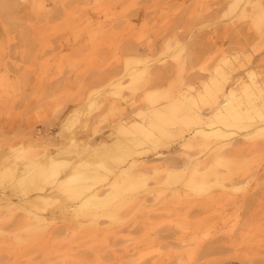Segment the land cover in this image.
Returning a JSON list of instances; mask_svg holds the SVG:
<instances>
[{
	"label": "rangeland",
	"instance_id": "374dc122",
	"mask_svg": "<svg viewBox=\"0 0 264 264\" xmlns=\"http://www.w3.org/2000/svg\"><path fill=\"white\" fill-rule=\"evenodd\" d=\"M236 79L264 102V0H0V264H264V109L184 138Z\"/></svg>",
	"mask_w": 264,
	"mask_h": 264
},
{
	"label": "bare ground",
	"instance_id": "6f19581e",
	"mask_svg": "<svg viewBox=\"0 0 264 264\" xmlns=\"http://www.w3.org/2000/svg\"><path fill=\"white\" fill-rule=\"evenodd\" d=\"M222 76V75H221ZM223 77V76H222ZM239 79H236L234 83L231 84L226 89L223 88H217L212 94V101L209 103V111L202 113V118H200L202 123H205L206 125L209 126L208 129H205L203 127H198L193 129L192 134L184 135V138L188 137V139H193L196 137H205L209 138L212 136H224L227 132L219 125H239L243 120H252L256 117L262 119V109H264V102L258 105L255 100L249 98V95L246 96V100L242 101L240 99V96L237 95V92L242 90L244 92V88L237 86V81ZM148 85V84H147ZM239 85V84H238ZM210 87L208 85L205 86L204 90L208 92ZM160 95L159 92L157 91H152L148 93L147 97L148 99H156ZM192 96H190L191 98ZM188 100V99H187ZM194 101L193 99H191ZM190 101V100H188ZM191 101V102H192ZM195 102H192L191 104L194 105ZM196 104V103H195ZM190 106V105H189ZM136 122V121H135ZM134 123V122H133ZM137 124V122L135 123ZM250 125V124H248ZM244 127V126H243ZM135 128V127H134ZM138 128H143L141 126H138ZM249 129V128H248ZM247 130V128H246ZM196 136V137H195ZM201 136V137H200ZM130 141V140H129ZM230 146V145H229ZM227 145H222L218 144L215 146V151H223L225 148H230ZM190 162V163H189ZM191 162L193 161H188L184 162V165H191ZM183 167V166H182ZM20 169V168H18ZM71 169V167H70ZM105 170L107 169L104 167V165L99 162V163H90L87 161L81 162L78 166L77 169H75L74 172H72L66 176L69 182H73L77 185L74 186H67L64 184V179L62 181L58 182V185H56L58 191L62 193H68L70 197H76L83 195L86 190L92 189L94 187L88 186L85 184V181H89V179H96L97 177L101 176L102 174L98 172V170ZM194 169V168H193ZM192 169V170H193ZM32 173V172H31ZM27 171L25 174L26 178L32 179V174ZM189 173V172H188ZM171 174V173H170ZM179 174V173H178ZM182 174V171L181 173ZM172 176V175H171ZM207 174L205 171H202L201 174L198 175L197 179L194 175L193 172H190L188 175V180H187V186L188 189L197 195H204L209 191V184L206 182ZM48 177H46L44 181L47 180ZM119 178V176H118ZM116 178L113 180L115 183L116 181H119V179ZM170 177L166 178L169 179ZM66 181V180H65ZM86 181V182H87ZM112 182V186L115 188V184ZM90 185V184H89ZM110 189L106 191L103 195V198L99 200V198H87L84 199L83 201L80 202V204L77 205V210L78 212L81 213H86L90 209L89 207H99L101 202H104V204L108 205L107 203L111 198L116 196V190L115 189ZM109 211H107L106 217L109 219H114L116 216H118V213H114V211H118L117 207L113 209V206L108 205Z\"/></svg>",
	"mask_w": 264,
	"mask_h": 264
}]
</instances>
